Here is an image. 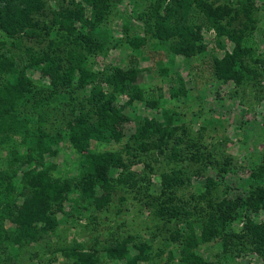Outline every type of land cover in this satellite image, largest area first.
I'll return each mask as SVG.
<instances>
[{
    "label": "rangeland",
    "instance_id": "rangeland-1",
    "mask_svg": "<svg viewBox=\"0 0 264 264\" xmlns=\"http://www.w3.org/2000/svg\"><path fill=\"white\" fill-rule=\"evenodd\" d=\"M154 1L112 0L99 25L105 36L104 48L92 50L90 54L71 38H63L59 32H55L57 30L55 25L51 26L54 33L45 38H42V35L23 36L20 47L13 45L12 40H7L3 46L0 32V53L8 56H23L25 59L27 46L37 52L44 50L50 41H54L55 53L65 66L74 65L71 61L68 62L67 58L69 53L75 50L83 52L82 55L86 56L88 71L84 70V73L88 76L97 79L111 75L116 69L124 72V91H115L112 103L129 118L116 125L115 132L120 140L92 142L93 153L119 150L124 142L137 147L140 141L137 142L130 137L135 131V124L142 123L145 117L155 118L163 130L164 111H168L176 125L174 135L168 140L169 145L174 144L173 140H176L175 146L180 150L178 159L171 157L170 146L162 152L159 151L155 145L158 133H152L146 140L150 144L149 150L141 154L139 160L134 158L128 170L121 173V177H126L129 185L118 183L117 179L113 180L114 187L109 193L110 200L106 207L100 211L86 207L78 211L68 207L66 200L65 213L60 212L57 215L55 228L49 229L37 242L22 246L14 245V249L9 247V253L0 255V264H72L62 253L65 247L74 243L83 245L86 249L91 246L100 247L110 242L111 235L121 238L126 234L132 236V253L139 242L151 241L156 254L155 263H161L166 260L167 253L159 254L165 249L171 231L187 233L188 221H197L196 218L187 219L188 214L191 217L196 216L203 222L209 209L207 204L209 196L220 201L224 196L235 198L240 194L245 195L244 189H251L250 183L256 178L252 174L256 173L259 165H264V12L260 9L261 5L259 6L261 0H254L259 7L255 14L254 30L248 33L250 25L244 29V32L249 34L244 38L247 39L246 45L253 46L257 51L256 56L259 55L260 59L254 62L244 55L243 63L252 69L249 77L244 74L245 77L239 84L232 81L217 82L218 80L212 78L209 66L200 59L199 54L190 58L187 64L176 56L174 66L176 64L179 67L185 79V86L190 90L186 97L178 98H171L168 90L170 85L176 84L175 73L177 74L175 70L169 68L171 58L168 51L169 42H160L152 37L153 21L147 19ZM68 2L44 0L45 14L40 15L39 20L49 24L51 18L49 11L60 9ZM201 2L206 6L225 3L239 6L238 0ZM81 5L85 6L83 3ZM69 7L74 11L77 8L72 4ZM88 11V6H85V13ZM199 11L201 10L197 6L191 5L190 22H199L195 19L199 16ZM246 20V16L240 11L234 26H243ZM79 24L76 23V27L80 28ZM124 24H127V30L124 29ZM136 36L144 37L145 40L134 48L133 44L137 41L132 39ZM213 41L212 33L205 34L202 40L203 44L207 43L209 55L216 53L221 56V51L212 48ZM225 41L230 50L231 43ZM204 59L208 57L205 56ZM163 68L167 69L166 73L162 72ZM52 78L38 75L31 79V91L26 95L27 101L17 106L20 114H26L30 121L35 119V116H43L40 125L52 130L59 129L67 119L79 112L89 113L91 120L96 118L94 112L96 107L86 101L84 88L64 89L62 88L64 85L60 84L57 91L51 83ZM102 87L108 93L111 90L107 84H103ZM154 100L157 103L153 106L147 103ZM38 123H33L34 127ZM28 126L34 128L30 122ZM23 132L22 130L11 133L10 136L6 133L0 137L1 169L6 168V157L22 141ZM19 148L23 150L24 146L19 145ZM47 163L56 164L55 170L48 173L50 176L66 181L72 175L78 174L80 156L64 143L56 156L48 155L45 160V164ZM16 166L25 170L28 168L22 160L17 161ZM171 170L179 171L178 175L183 183L179 186L172 185L169 191L163 192L161 175ZM109 174L113 178L120 176L119 170L116 169H110ZM260 179L259 182L263 185L264 178ZM212 180L213 185L208 189L206 185ZM18 188L21 190L22 185ZM76 196V192L71 193L72 199ZM10 207L12 209V206ZM70 208L73 210L68 218L64 219ZM174 210H178L176 217L171 213ZM245 213L253 223L264 226V208L255 213L247 209ZM244 220L242 218L234 222L232 227L239 231ZM3 222L6 227L11 226L7 218ZM195 226V233L198 235L200 229L197 223ZM217 241L213 239L198 245L199 253L204 260L213 264H264L261 256L254 251L247 248L240 253L235 249L222 250ZM95 264H122V260L112 261L104 257Z\"/></svg>",
    "mask_w": 264,
    "mask_h": 264
},
{
    "label": "trees",
    "instance_id": "trees-1",
    "mask_svg": "<svg viewBox=\"0 0 264 264\" xmlns=\"http://www.w3.org/2000/svg\"><path fill=\"white\" fill-rule=\"evenodd\" d=\"M67 1L69 2L66 6L49 11L51 18L49 24H45L39 20V16L45 14L44 0H0L2 45L5 46L7 40H12L13 45L20 47L23 36L42 35V38H45L54 33L51 26L55 25L57 26L55 32H59L63 38H71L89 54L92 50L103 49L105 36L99 25L112 0H80L79 3H75L74 0ZM238 1L239 6L227 3L206 6L201 0H155L153 5L151 4L147 19L153 21L152 37L160 42H169L168 51L171 54L169 68L177 72L176 84L170 85L168 89L171 98L186 97L190 91L185 86L181 70L176 64L174 66L176 56L187 64L190 58L200 55V59L209 66L212 78L218 80L217 82L232 81L239 84L242 83L244 74L249 77L248 74L252 73V69L243 63L244 55L254 62L260 59L259 55L255 54L256 49L247 46L245 43L247 39L244 38L255 28V14L259 7L254 0ZM260 2V9L264 12V0ZM81 3L88 6L87 14L85 6ZM71 4L77 7L75 11L70 9ZM193 4L201 10L198 12L199 16L195 18L199 22L189 21ZM240 11L247 20L243 26L235 27L234 23ZM76 23H80V28L76 27ZM247 26L248 33H245L244 29ZM123 27L125 30L128 29L127 24ZM210 33L214 37L212 48L221 51V56L216 53L209 55L207 43L202 42L205 34ZM134 39L137 41L133 44L134 48L145 40L140 36L132 40ZM224 39L231 43L230 50ZM50 42L44 50L37 52L27 46L25 59L23 56L15 57L0 53V137L6 133L10 136L11 133L24 131L22 141L6 157V168L0 167V194L3 195L0 196V255L9 253V247L14 249V245L22 246L37 242L49 229L55 228L57 221L55 218L60 212L65 211L66 200L68 207L78 211L85 207L100 211L106 207L110 200L109 193L114 187L113 180L117 179L118 183L129 185L127 178L121 177V173L128 170L134 158L139 160L138 157L149 150L150 144L146 140L152 133H158L155 145L159 151L162 152L170 146V154L174 159H178L180 153L175 146L176 140H173L172 145L168 142L176 130L173 117L168 111L163 113L165 120L163 130L155 118L145 117L142 123L135 124V131L130 137L137 142L140 141L137 147L124 142L119 150L93 153L92 142L120 140L115 132L116 125L129 118L112 103L114 92L124 91V72L116 69L111 75L97 79L88 76L84 73V70H87V63L83 52L72 50L67 59L74 65L65 66L55 53L56 42ZM205 56L208 59H204ZM162 72L166 73L167 69L163 68ZM38 75L52 76L51 83L57 91L60 84L64 85L62 87L64 89L84 88L86 101L96 107L94 110L96 118L91 120L89 113L79 112L67 119L59 129L52 130L40 125L43 116H35V119L30 121L26 114H20L17 106L27 101L26 95L31 91V79ZM103 84L110 86L109 93L103 90ZM147 103L153 106L157 102L154 100ZM28 122L33 127L35 126L33 123H39L36 127L30 128ZM64 143L80 156L78 174L72 175L66 181L48 174L55 170V163L45 164L48 155L56 156ZM19 145L24 146L23 150H20ZM19 160L26 164L28 167L26 170L16 166ZM110 169L119 170L120 176L111 177ZM178 172L171 170L161 175L163 192L169 191L172 185L179 186L183 183ZM252 175L256 178L250 183L251 189H244L245 195L240 194L235 198L224 196L220 201L209 196L210 199L207 201L209 209L203 222L196 216L191 217L188 214L187 219L196 218L197 221L187 220L189 230L185 234L178 230L171 231L164 247L170 248L161 252L160 249V254L158 252L159 255L167 253L166 260L161 263H155L156 254L151 241L139 242L132 253V236L129 234L121 238L111 235L112 238L107 244L100 247L91 246L88 249L74 243L62 249V253L72 264H95L104 257L112 261L122 260V264H213L202 258L198 245L217 239V244L222 250L235 249L240 253L247 248L264 260V226L253 223L245 213L247 209L255 213L264 208V184L259 182L260 178H264V165H259L256 173ZM18 184L22 185L21 190ZM212 185L213 180L206 186L208 188ZM73 192H76L77 196L72 199ZM20 199L22 200L17 201ZM72 210L68 209L70 212H66L64 219L68 218ZM171 213L176 217L178 210ZM6 218L11 224L9 227L3 222ZM242 218L245 220L241 229L237 231L232 224ZM196 223L200 229L198 235L195 233Z\"/></svg>",
    "mask_w": 264,
    "mask_h": 264
}]
</instances>
